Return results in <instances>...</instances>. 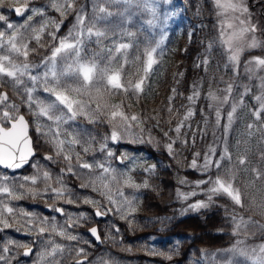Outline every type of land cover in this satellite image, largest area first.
I'll return each instance as SVG.
<instances>
[{
  "label": "snow or ice",
  "instance_id": "1",
  "mask_svg": "<svg viewBox=\"0 0 264 264\" xmlns=\"http://www.w3.org/2000/svg\"><path fill=\"white\" fill-rule=\"evenodd\" d=\"M168 2V0H165ZM30 0H10L8 6L13 8L16 15H24L30 12L23 24L14 25L7 23V29L0 31V166L8 169H18L28 163L31 157L35 155L36 149L33 144L32 137L29 135L31 127L30 120L26 118L31 116L35 124V132L38 138H43L44 142L52 148V154H45L44 159L53 161L54 158L62 159L66 163V167L62 168V172L75 174L73 160L76 166L82 169L92 171L95 168L101 169L102 173L97 176L100 187L104 190L100 194L108 200L110 204L118 205L117 211H120L121 218L127 219L128 216L135 213L136 206L134 201L136 197L128 198L125 196L122 187H131L135 189L147 188L149 184L144 181L143 184H136L132 178L125 173H116L115 169L106 167L104 163H89L82 159V153L88 154L94 151L95 137L84 129L72 127L79 119L85 120L89 124L106 123L110 126V134L103 137L99 150L107 149V141L117 142L124 135H132V129L137 128L141 133L145 131L143 125L147 120L157 119L154 116H145L139 113H130L131 108L129 100L139 98L145 93L147 81L153 71V66L158 63L156 54L157 49L163 43V38L156 42L155 46L147 44L140 48L135 42V32L122 28L118 24H113L111 19L117 13H114L108 7L109 5L122 4L126 7L123 12L119 13L125 17L127 22L131 21V13L129 8L135 6L143 8L151 12L153 19L148 20V25H154L156 19V7L153 0H92V15L89 16L84 6L76 7V0H50V6L60 13L62 18H66L68 14L76 12L75 23L69 29L67 35L57 37L56 33L60 30L63 19L59 22L56 20L45 18L38 26L31 23L35 16L45 17L43 8L29 7ZM218 9L217 15L220 17L232 16L235 23H224L221 21L222 27L220 31V42L228 53V60L234 65H238L240 56L245 50L264 49V40L257 37L256 33L261 31L257 24L252 22L251 14L245 3V0H215ZM5 6V0H0V7ZM0 21L7 22V17L0 15ZM51 26L52 30H49ZM50 37L49 44L42 43L44 34ZM119 36V39L115 37ZM125 37L128 39L125 40ZM35 41L37 47H31ZM105 41H110L106 44ZM94 44L95 48H89ZM50 55L42 57L40 63H35L30 59L33 54H39V48L49 47ZM211 48V44L208 46ZM162 54V53H161ZM204 65L208 63L207 59L202 62ZM249 65H255L257 69H264V57L256 56L248 61ZM198 67L200 65H197ZM39 70V71H38ZM249 71H252L250 68ZM179 75H183L180 73ZM232 85L227 86L226 91L231 94ZM261 94L254 96L257 107L252 109V115L256 121H261L264 117V77L261 78ZM10 89L17 97L19 103L9 96V92L4 89ZM42 91L47 94L44 97L37 96L36 93ZM250 91L245 88L242 95H246ZM173 94L176 89H172ZM200 95L197 87L193 86V94L188 96L189 101L194 102ZM209 98L212 101L219 99L215 93L209 92ZM119 96L120 100L113 103V98ZM174 97H169L168 112L171 115V101ZM228 96L224 97L227 102ZM240 104H243L241 99ZM211 106V105H210ZM239 105L233 104L231 111L228 113V125L225 128L227 132L233 120V114L237 111ZM27 109V113L22 111ZM194 115L189 108L182 120L176 125L172 131L179 134L187 121ZM221 113L217 109V124L220 122ZM50 122V123H49ZM171 121H169L170 123ZM159 123L157 119V124ZM248 129L251 130L254 125L249 123ZM264 128V123L261 124ZM251 134V133H250ZM164 136L168 137V132H164ZM138 142L143 143V137L137 136ZM165 148L169 155H174L173 145L176 142L169 138ZM39 140L37 141V143ZM148 142H151L149 140ZM187 143V141H183ZM77 147L80 151H77ZM216 154L214 148L209 149V153L204 155L203 165H197L194 158L191 167L207 173L212 167L220 170L222 162L231 161L232 156L225 143L223 152L218 159L213 160ZM114 153L107 151V156L112 157ZM196 157L200 153L195 154ZM264 158V156H262ZM246 157L238 158V164L244 165ZM37 167V165H33ZM155 165H151L145 171L155 169ZM256 178L260 179L261 173L253 169ZM108 174L105 176L104 174ZM23 181L17 185L7 183L8 176L0 177V195L7 196L12 200L23 199L25 193L35 198L41 194H47L49 191L55 194L56 198H62L65 193L64 187H53L48 181L52 180L49 171H40L37 174L24 176ZM44 181V187L37 188L38 181ZM235 171L233 168H227L225 175H216L215 178L209 177L206 180L196 181V186L208 185L204 190L207 201H197L189 205L193 211L207 208L214 202L217 196L228 197L235 206L241 209L255 210L259 208L261 214H264V202L257 205L255 200L251 201L247 206L245 204V194L241 188L235 186ZM61 178H56L55 183L61 184ZM180 183H186L181 180ZM115 184V192L112 185ZM92 186L94 191L99 190L96 187V181L88 184H82L81 187ZM23 189V192L16 191V188ZM194 191L190 194L178 192V196L184 199L188 195L195 196ZM114 196L122 198V202L118 204ZM72 203L71 199L66 201ZM84 203L96 204L97 202L85 199ZM0 224L4 227H10L11 224L5 217V213L9 216L13 215L14 209L8 204L0 201ZM55 211L63 213V209L56 208ZM97 208L96 215H103ZM24 215H31L24 213ZM235 230L238 233L242 226H246L251 221V217L246 221L242 215L233 210L231 216ZM131 223V221H129ZM69 226H72L71 224ZM39 234L51 232L60 237L75 241L78 239L76 235L67 232L62 226L55 223L49 224L47 218H44L35 225ZM264 228V225H261ZM89 231L97 240L100 239L95 227ZM25 248L24 255L31 254V248L27 245H19ZM232 253L233 259L227 261V264H238L235 257H242L245 261H251L252 264H264V244L248 251L244 248L228 249ZM4 252H8V248H4ZM65 252V247L61 244L48 240L44 244V248L38 254L36 264H61V258ZM76 256L83 259H76L75 264H84L87 259L85 250L80 248L76 250ZM169 259L171 257H168ZM4 257L0 256V260ZM101 264H112L108 260L101 259Z\"/></svg>",
  "mask_w": 264,
  "mask_h": 264
},
{
  "label": "trees",
  "instance_id": "2",
  "mask_svg": "<svg viewBox=\"0 0 264 264\" xmlns=\"http://www.w3.org/2000/svg\"><path fill=\"white\" fill-rule=\"evenodd\" d=\"M9 2L10 0H5V6L0 7V15L7 17V22L0 21V31L10 32L11 30L7 29V23L23 24L26 17L31 14L25 12L24 15H16L14 9L8 6ZM91 2L92 0H76V7L84 6L86 11L91 12ZM187 2V13L191 19V28H193L189 40L185 39L181 28L179 4L175 0H172L170 4L153 0L156 14L160 15L164 24L162 28L157 29V34H164L163 43L157 49L158 63L153 66L145 93L139 100L132 98L128 101L131 104L128 111L157 117L159 123L157 124V119L147 120L143 125L145 129L143 133L137 128L132 129L134 140L125 146L131 154L137 155L135 157L138 160L129 176L136 184H143L147 181L149 187L140 189L124 187L123 192L136 197L134 203L137 210L127 219L121 218L122 213L114 218L119 225V232L114 239L112 238L113 241L111 239L110 246L95 250L85 249L86 255L89 256L87 264H101L102 258L112 264H215L208 261L215 253L230 246L228 233L222 225L232 207V201L228 197L217 196L209 207L193 212L178 196L182 188L190 189L193 186L181 184L180 175L188 177L191 182L200 181L203 178L198 171L186 168L185 162L188 163L191 158L190 154L194 150L200 152L202 147L201 152L204 150L208 152L216 142L215 135L218 130L216 110L208 94L213 90L219 91L227 81L230 83L233 77L232 69L225 65L226 56L218 30L219 16L213 0H189ZM29 7L43 8L46 14L45 17L35 16L31 22L33 26H38L45 18L57 22L63 19L60 30L56 33L57 37L65 35L75 23L76 12L62 18L60 13L51 8L50 0H30ZM108 7L117 13L110 18L111 22L135 32L134 40L141 49L147 44L154 45L156 36L152 25L146 26V23H142L144 19L152 15L151 12L132 6L129 8L132 14L131 21L126 22L125 17L128 13H125V16L119 15L123 12L125 5L114 4ZM49 30H52L51 26ZM115 38L119 39V36ZM127 39L125 37V40ZM49 42L50 37L46 32L42 43L49 44ZM105 43L109 44L110 41H105ZM209 44L211 48L208 47ZM30 46L37 47L35 41ZM95 47L94 44L89 45V48ZM50 50V46L39 48V54H33L30 59L35 63H40L43 56L50 55ZM205 59L208 61L206 65L202 63ZM180 73L183 75H179ZM194 85L200 95L192 102L187 97L193 94ZM173 88L176 89L175 94L172 92ZM4 90L9 92L10 98L19 103L10 89ZM36 95L44 97L47 94L38 91ZM170 96L174 97L171 101L173 110L171 115L168 112ZM119 100L120 97L116 96L112 102L117 103ZM189 108L193 110L194 115L184 121L179 134L175 133L172 129L182 120ZM22 111L27 113L26 108H22ZM28 118L34 128V118L31 116ZM74 127L84 129L95 137L94 151L88 154L82 153V159L93 164L104 162L108 149L102 152L99 146L104 142L103 137L110 134V126L106 123L89 124L81 118L75 122ZM164 132H168V137L164 136ZM139 134L143 137V143L137 140ZM32 135L35 139L38 138L35 128L32 130ZM169 138L176 141L173 145L174 155H169L165 148V145L170 142ZM149 140L151 142H148ZM107 147H111V140L107 141ZM76 150L80 151V148L77 147ZM177 150L182 156L185 154V162L179 161ZM151 165L156 166L154 170H144ZM79 169L81 171L82 168ZM100 171L101 169L95 167L92 170L95 173ZM82 184L88 183L83 182L79 177V189L75 196L79 211L84 210L89 204L84 203L85 199L92 200L91 197L98 196L97 192L89 191L90 186L81 187ZM200 196L207 201L205 194ZM83 205L85 207L81 209ZM34 216V220L40 218L37 213ZM14 238L18 239L16 234ZM20 249V247L16 248L14 243V252ZM38 250L41 251V247ZM62 258L61 264H73L69 261L78 258L76 250L65 251ZM95 260H100V262Z\"/></svg>",
  "mask_w": 264,
  "mask_h": 264
},
{
  "label": "rangeland",
  "instance_id": "3",
  "mask_svg": "<svg viewBox=\"0 0 264 264\" xmlns=\"http://www.w3.org/2000/svg\"><path fill=\"white\" fill-rule=\"evenodd\" d=\"M161 1H163L165 4H170L172 0H168V2H165V0H158V2L160 3ZM175 1L180 6L181 28L184 31L185 39L189 40L193 33V28H191L190 25L191 19L189 14L187 13V7H188L187 1L189 0H175ZM258 1H262V0H253L252 3H249V0H245V3L249 9V13L251 14L252 22L257 24L258 27L261 29V31H258L256 33L257 37L260 38L261 40H264V9L262 11L260 6L256 7L255 4H257ZM213 3L215 5V0H213ZM252 4H254L255 7L252 6ZM86 12L88 13L89 16L92 15V11L91 12L86 11ZM151 19H153L152 15L149 16L148 19H144L142 23H146V26H150L147 24V21ZM164 19L165 16L162 18V20L164 21ZM222 20L225 24L235 23V21L232 20L231 14H229L228 17L219 16V20H218L219 36L222 27L221 24ZM163 25L164 24L161 21V17L157 13L155 23L154 25H152L153 33L156 36V41L154 45H152L153 47L155 46L156 42L162 39L164 35L160 33L157 34V29L162 28ZM67 33L65 35H67ZM223 51L226 56L225 65L229 66L232 69L231 72L233 73V77L230 83L227 81L225 83V86H223L219 91L216 90L212 91L219 98L216 101H212V103L213 106L215 107V110L217 111L218 109L220 111L221 117L219 124H217L218 130L215 135L216 142L210 148H214L216 150V154L212 157V159L215 160L219 158V155L223 152L225 143H227V146L232 156V160L230 162L227 160L223 161L220 170H217L215 167H212L209 172L204 173L198 170L197 168L191 167V162L195 158L197 160L198 167L203 165L204 155L206 153H209V151L204 154H200L199 157H196L195 155L196 153L199 152L194 151L193 153L190 154L191 158L188 160V163H186L184 160L185 154L182 156V154L177 150V155L180 162L182 161L185 162L186 168L196 170L198 171V173L203 175V178L201 180H206L209 177L215 178L216 175H225L227 168L230 167L233 168L235 171L234 184L235 186L240 187L242 192L245 194L246 206L253 200H255L256 204L259 205L262 202H264V158H262V156H264V128L261 127V124L264 123V117H262L261 121H256L252 115V109L258 106L257 102L254 100V96L261 94L260 85H261V78L264 77V69H257L254 64L249 65L248 61L256 56L264 57V49L258 48L252 50H245L240 56L239 64L236 66H234L228 60V53L226 52L224 46H223ZM253 52L256 53L253 54ZM250 68L252 69V71H249ZM229 84L233 86L231 94H229L226 91L227 86ZM246 87L249 88L250 91L246 95H242L245 92ZM225 96H228L227 102L224 101ZM241 99L243 100V104H240ZM233 104H237L239 106L237 107V111L233 114V120L231 126L228 128L226 132L225 128L228 125L227 117H228V113L232 109ZM249 123H252L254 125V127L251 130H249L247 127ZM132 136L133 135H124L123 138L117 142L111 141V147L115 148L121 143L131 141ZM118 149H120L121 152L120 155L123 157L122 161L123 162L127 161L129 157L128 152L125 149H122L121 147H118ZM241 156L246 157V163L244 165L238 164V158ZM108 163H106L105 165H107ZM253 169L258 170L261 173L260 179L256 178V174L255 172H253ZM117 170L119 169L117 168ZM79 172L82 171L79 170ZM88 173L89 171L83 172L82 175L86 176V174ZM120 173L126 174L128 172L121 171ZM181 180L186 181V183H183L184 185L187 186L193 185V186L190 189L182 188L180 190V193L190 194L194 191L197 193L195 196L188 195L187 199H184L182 196H180V198L184 202H186V206L189 207L190 204H193L197 201L206 202V199L204 197H201L200 195L205 194L204 190H206L208 186L200 185V187L198 188L195 182L199 180L191 182L186 176H182ZM116 187L117 185L115 184L112 185L113 192H115ZM121 187L123 190V186ZM124 194L128 198L133 197L132 195L126 194L125 192ZM116 200L118 204L122 202V198H120V200L118 199ZM107 206H106L107 209H109V212L111 213L115 211L120 212L117 211L118 205L107 204ZM234 209L235 212L242 215L246 221L248 220L249 217H251V221H253L247 223L246 226H242L239 229L238 233L236 234H234L235 225L231 218ZM103 212L107 214L109 213L107 210ZM222 225L226 230V233H228V237L231 241L230 246L226 247L221 252L215 253L214 256L211 257L210 261L208 262H214L215 264H227L228 260L233 259L232 253L228 252L227 250L233 248V246L238 248H244L247 249L248 251H251V249L253 248H257L258 251V246L264 244V228H261V225H264V214H261L259 208H256L255 210H248L247 208L241 209L232 203V207L230 208V211H228ZM107 233L112 236V231L108 230ZM235 259L238 262V264H252L250 260L245 261L244 258L242 257H235ZM37 260H38V256H35V261Z\"/></svg>",
  "mask_w": 264,
  "mask_h": 264
},
{
  "label": "flooded vegetation",
  "instance_id": "4",
  "mask_svg": "<svg viewBox=\"0 0 264 264\" xmlns=\"http://www.w3.org/2000/svg\"><path fill=\"white\" fill-rule=\"evenodd\" d=\"M39 146L41 147V143H39ZM44 148L42 149H49V146L46 147L45 145H42ZM50 154V153H49ZM50 162V163H49ZM46 162L44 164H40L41 167V172L44 170H47L51 173L52 175V180L48 181V183L52 184L53 187H61V184H56V178H61L63 177V179H65L66 182H68L69 184H76L77 180L69 178V176H73L74 174L71 173H67V172H62L59 171L57 168H59V165L53 164L51 163L52 161ZM35 163H33L32 165H28L25 169L23 170H19V171H10V170H6L2 167H0V177L2 176H8L9 180L7 181V183H9L10 185H19L20 183H25L23 181V177L24 176H31L34 175V173H36L37 171L32 172V167ZM37 165V164H35ZM39 165V166H40ZM74 168L76 167V165H74ZM63 167H66V164L63 165ZM34 168V167H33ZM37 168V167H35ZM44 183V181H42V184ZM75 187H77V185H75ZM16 191L18 192H23V189H19L18 187L16 188ZM73 190H71L69 193H71ZM68 193V191H65L64 196L62 198H56L55 194L52 193L50 191L49 194L45 195L43 197V201L42 204L40 205V209L42 207V213L44 214V218H47L49 224L51 223H55L57 224V226H62L66 225L65 230L73 235L77 236V232L76 231H82L87 229L90 225H98L100 232L102 233V235L110 228L111 222L109 219V216L105 219H97L96 214H95V208L93 210V205L90 206L88 208L87 211L84 212H78L77 210H67V204H63L62 203V199L65 197H69L70 194ZM0 201H3V203L8 204L10 207H12L15 211L13 213V215L9 216L7 213H5V217L7 218V220L9 221V223L11 224V226L7 229L3 228V224H1L0 226V235H3V239L6 237V234H14V222H17L18 228L20 227V224H23L24 228L25 226L29 225V215H24V213H29V210L31 209V196L26 194L24 195L23 199H19V200H12L11 198L4 196V195H0ZM104 202L107 206L110 205V203L108 202V200L106 199V197L104 198ZM66 203V202H64ZM2 206V205H0ZM104 206L103 207V211L107 210L109 211V209H107V207ZM58 207H62L65 211L64 215H59V212L55 211L56 208ZM98 208V207H97ZM70 213V215H69ZM62 214V213H61ZM68 214V216H67ZM66 215V216H65ZM84 217V219H79V216ZM65 216V217H64ZM81 221L80 225L78 224V221ZM72 226H69V225ZM113 231L114 233H118L119 232V225L118 223L113 225ZM22 233L25 236L24 242L29 245V243L31 242V237L29 236V233H27L26 231H22ZM84 235L86 236L87 240L89 241V243L86 242H80V239L78 238L75 241H72L71 245L68 246L67 245V239H64L62 237L59 236V238L57 239H53L51 238L52 235H56L54 233L51 232H46L44 233V238L47 240H57L58 244L63 245L64 247H71V248H86V247H92L95 248V242L93 241V239L91 237L88 236V230L87 233L86 231L83 232Z\"/></svg>",
  "mask_w": 264,
  "mask_h": 264
},
{
  "label": "water",
  "instance_id": "5",
  "mask_svg": "<svg viewBox=\"0 0 264 264\" xmlns=\"http://www.w3.org/2000/svg\"><path fill=\"white\" fill-rule=\"evenodd\" d=\"M35 155H36V152H35ZM35 155H34V156H35ZM34 156H33V157H34ZM33 157L30 158V160L28 161V163L31 161V159H32ZM119 160H120V158H119ZM28 163L24 164L21 168L25 167ZM21 168L14 169V170H19V169H21ZM10 170H13V169H10ZM102 216H105V215H102ZM94 227L97 229V234L99 235L100 239L97 240L96 237L93 236L92 233H91L90 231H89V233L92 235V237L96 240V242H97L98 244H101V243H102V239H101V236H100V234H99L98 227H97V226H94ZM31 250H33V249L31 248ZM31 252H32V251H31ZM27 256H29V255H27ZM84 261H85V260H84Z\"/></svg>",
  "mask_w": 264,
  "mask_h": 264
},
{
  "label": "bare ground",
  "instance_id": "6",
  "mask_svg": "<svg viewBox=\"0 0 264 264\" xmlns=\"http://www.w3.org/2000/svg\"><path fill=\"white\" fill-rule=\"evenodd\" d=\"M202 148H203V147H202ZM202 148H200V152H199V151H198V152H199L200 154H204V153H206V150H204V151L201 152V149H202ZM98 160H99V159H98ZM120 213H121V212H116V211H115V212H112V213L110 212L109 215H110L111 218H115V217H118V216L120 215ZM79 217H81V218L84 219V217H82V216H79ZM94 226H95V225H90V226L87 228V230L89 231V229H90V228H93ZM228 239H229V237H228ZM229 240H230V239H229Z\"/></svg>",
  "mask_w": 264,
  "mask_h": 264
}]
</instances>
